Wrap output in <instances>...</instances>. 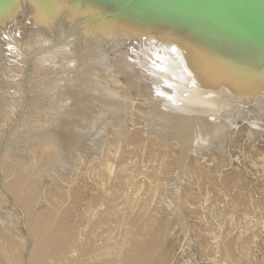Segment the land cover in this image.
<instances>
[{"label": "rangeland", "instance_id": "374dc122", "mask_svg": "<svg viewBox=\"0 0 264 264\" xmlns=\"http://www.w3.org/2000/svg\"><path fill=\"white\" fill-rule=\"evenodd\" d=\"M68 2L0 23V264H264L262 58Z\"/></svg>", "mask_w": 264, "mask_h": 264}, {"label": "water", "instance_id": "95a60500", "mask_svg": "<svg viewBox=\"0 0 264 264\" xmlns=\"http://www.w3.org/2000/svg\"><path fill=\"white\" fill-rule=\"evenodd\" d=\"M6 1L0 0V7ZM100 1L109 6L120 4L119 9L111 7V17L116 18L127 10L129 17L145 25V31H152L151 25L164 27L166 30L160 29L162 33L194 43L212 58L231 62L226 52L235 55L243 51L264 61V0Z\"/></svg>", "mask_w": 264, "mask_h": 264}, {"label": "bare ground", "instance_id": "6f19581e", "mask_svg": "<svg viewBox=\"0 0 264 264\" xmlns=\"http://www.w3.org/2000/svg\"><path fill=\"white\" fill-rule=\"evenodd\" d=\"M33 1V4H35V6H36V8H37V15H36V23H40V25H42L43 24V21L46 19V17H47V13H48V11H50L49 10V8H51L52 6H50V2H52L53 0H32ZM61 1V0H60ZM64 2L66 1V4H67V0H63ZM82 1H84V0H82ZM89 1V0H88ZM16 2H17V0H7L6 2H5V4L2 6V7H0V23L2 22V21H5L6 19H8V17H10V16H12V15H14L15 13H17L18 12V8L16 7ZM69 2H71V3H77V2H80V4H82L83 2H81V1H77V0H74V1H72V0H69ZM68 2V3H69ZM100 2H103V1H100V0H98V1H96V0H90V2L88 3V4H86L87 6H88V8H87V11H88V9H89V12L91 11V9H93V8H95V5H97V4H99ZM84 4V3H83ZM70 5V4H69ZM91 6V7H90ZM119 6H120V4H117V5H114V6H110L109 8H107L105 11H102V12H97V11H95V12H97V13H95V12H93L94 14H91L90 16H88V17H86L85 19H83L82 20V22L81 23H85V22H87V21H90V23L93 25V23L96 25L97 24V30H99L97 33H98V36L99 35H103L104 37H107V36H110V34L112 33V31H114L113 33L114 34H116V35H120L119 33H123L124 32V34H125V32H126V34L127 33H129V34H131V35H129L128 37H126L125 35H123V34H121V35H123V37L124 38H127V39H129V38H132L133 40H138L139 41V38H141V37H143V31L146 29V28H144V26H142V24H140V22H137V21H135L133 18H131V17H129V12L127 11V10H124V12H123V14L122 15H120V16H117L116 18H113V17H111V12H113L112 11V8L111 7H114L115 9H119ZM78 7V6H77ZM80 7V6H79ZM91 8V9H90ZM53 10H54V8H52V12H53ZM99 10H100V8H99ZM78 12V11H77ZM82 12V11H81ZM80 12V13H81ZM45 14H47V15H45ZM75 14V13H74ZM44 15H45V17H44ZM56 15V14H55ZM13 17V16H12ZM54 17V16H53ZM57 17V16H56ZM55 17V18H56ZM43 18H45L44 20H43ZM48 18H50V17H48ZM61 19H63V17H61ZM48 20V19H47ZM133 21L134 22H136V23H133ZM45 22V21H44ZM78 22V21H77ZM48 23V22H47ZM50 23V22H49ZM65 23V22H64ZM63 23V24H64ZM91 24H89L90 26H91ZM1 25V24H0ZM44 25H45V23L42 25V28L44 27ZM46 26V25H45ZM61 26V23H59V27ZM86 26V25H85ZM36 27V26H35ZM39 27V26H38ZM37 27V28H38ZM151 27H154V28H151V29H153L152 31H150V33L153 35V34H155V35H157L158 33H160L161 31H160V29H163V30H166L164 27H161V26H154V25H151ZM42 28H41V30H42ZM99 28V29H98ZM45 29H46V27H45ZM94 30V29H93ZM96 30V31H97ZM147 30H149V29H147ZM42 32H43V30H42ZM48 32V31H47ZM77 32V31H76ZM93 32V31H92ZM44 33H45V31H44ZM43 33V34H44ZM142 33V34H141ZM145 33H147V32H145ZM145 33H144V35H145ZM41 34V33H40ZM45 35V34H44ZM93 35V34H92ZM112 35V34H111ZM147 35V34H146ZM145 35V36H146ZM152 35H151V37H152ZM95 37H96V34L94 35ZM114 36V35H113ZM149 36V35H148ZM94 37V38H95ZM111 37V36H110ZM109 37V38H110ZM150 37V36H149ZM153 37H156V36H153ZM92 38V37H91ZM99 38V37H98ZM101 38V37H100ZM145 38V37H144ZM146 38H147V36H146ZM157 38V37H156ZM69 39H70V37H69ZM141 39H143V38H141ZM100 40V39H99ZM207 40V39H206ZM93 41H94V39H93ZM93 41H91V39L88 41L90 44L93 42ZM97 41V40H96ZM95 41V42H96ZM105 41V40H104ZM148 41H151V40H146V42H148ZM209 40H207V42H208ZM66 42H68V41H66ZM73 42H74V40H73ZM143 42V41H142ZM72 43V42H71ZM70 43V44H71ZM100 43H101V40H100ZM104 43V42H103ZM105 43H106V41H105ZM110 42H109V40L107 41V44H109ZM144 43V42H143ZM142 43V44H143ZM208 43H211L210 41L208 42ZM75 44V43H74ZM99 44V43H98ZM106 44V45H107ZM139 44H141V42L139 41ZM212 44V43H211ZM213 45H215V44H213ZM213 45H211V46H213ZM65 46V45H64ZM67 46V45H66ZM71 46V45H70ZM70 46H68L69 48H70ZM216 46V45H215ZM50 47V46H49ZM71 47H73V46H71ZM93 47H94V44H93ZM95 48V47H94ZM94 48H92L91 50L93 51L94 50ZM60 49V48H59ZM58 49V50H59ZM71 49V48H70ZM69 49V50H70ZM51 50V49H50ZM53 50V49H52ZM61 51H62V49H60ZM90 50V49H89ZM90 50V52H92ZM71 51V50H70ZM237 51V50H236ZM52 52H54L55 53V50L54 51H47L42 57L44 58V56L45 57H49V55L51 56V54H52ZM89 52V53H90ZM238 52H241L242 53V51H238ZM59 53V52H58ZM62 53V52H61ZM202 53V52H201ZM244 53V52H243ZM57 54V53H56ZM55 54V55H56ZM68 54V53H67ZM88 54V53H87ZM206 53H205V51H204V55H205ZM230 54H232V53H230ZM229 54V55H230ZM245 54V53H244ZM243 54V55H244ZM248 54H252V53H248ZM89 55V54H88ZM98 55H100V52L99 53H97V56H96V58L97 57H99ZM202 55H203V53H202ZM204 55L202 56V58L204 57ZM239 56H240V54H238ZM246 55H247V53H246ZM253 55H255V54H253ZM206 56V55H205ZM249 56V55H248ZM39 57V56H38ZM200 57V56H199ZM207 57H211V56H208L207 55ZM234 57H236V56H234ZM255 58L257 57V60H259V56L258 55H255L254 56ZM37 58V57H36ZM41 58V57H40ZM50 58V57H49ZM212 58V57H211ZM255 58H252V59H255ZM243 59V58H242ZM248 59V58H247ZM261 59V58H260ZM42 60V59H41ZM91 60V59H90ZM205 60H206V58H205ZM213 60V59H212ZM237 60V59H236ZM239 60V59H238ZM237 60V61H238ZM241 60V59H240ZM240 60L238 61V63L240 62ZM256 60V59H255ZM254 60V61H255ZM36 61H37V59H36ZM87 61H88V57H87ZM243 61H244V59H243ZM247 61V60H246ZM253 61V62H254ZM43 62V61H42ZM50 62V61H49ZM91 62V61H90ZM205 62V61H204ZM203 62V63H204ZM224 62H225V60H224ZM251 62V61H250ZM250 62L248 63V64H250ZM256 63H258L259 64V62L258 61H255ZM263 62V61H262ZM86 63V62H85ZM87 63H89V62H87ZM203 63H202V65H203ZM209 63V62H208ZM234 63V62H233ZM241 64H242V61L240 62ZM247 63V62H246ZM42 64V63H41ZM211 64V63H210ZM218 64H219V62H218ZM235 64V63H234ZM263 64V63H262ZM87 65V64H86ZM90 65V64H89ZM89 65H87V66H89ZM206 65V64H205ZM204 65V66H205ZM221 65V64H220ZM233 65V64H232ZM243 65V64H242ZM244 65H245V62H244ZM243 65V66H244ZM209 66V65H208ZM250 66V65H249ZM199 67V66H198ZM197 67V68H198ZM210 67V66H209ZM216 67V66H215ZM237 67V66H236ZM241 67V66H240ZM248 67V66H247ZM252 67H254V66H252ZM199 68H201V67H199ZM207 69H209L208 67H206ZM211 68V67H210ZM220 68H222V66H220ZM202 69H203V67H202ZM217 69V68H216ZM245 69V68H244ZM255 69V68H254ZM201 70V69H200ZM199 70V71H200ZM204 70V69H203ZM198 72V69L197 70H194L193 71V73L194 72ZM225 72V71H224ZM211 72H209V74H210ZM205 74V73H204ZM212 74V73H211ZM215 74V73H214ZM201 75V74H200ZM199 75V76H200ZM217 75V74H216ZM222 75V74H221ZM195 76H197V75H195ZM199 76H197V77H199ZM203 76V78H206V76L205 75H202ZM201 76V77H202ZM209 76V75H208ZM207 76V77H208ZM251 76V75H250ZM201 79V78H200ZM218 79V78H217ZM260 79H261V77H260ZM198 80V79H197ZM196 80V81H197ZM262 80H264V79H262ZM261 80V81H262ZM199 81V80H198ZM219 81V80H218ZM217 81V82H218ZM200 83V82H199ZM209 83V82H208ZM259 83V82H258ZM258 85V84H257ZM254 86V85H253ZM218 89V88H217ZM244 89V88H243ZM216 90V89H215ZM222 91V90H221ZM214 93H216V92H214ZM218 94V93H217ZM217 96V95H216ZM215 96V97H216ZM251 97V96H250ZM234 98V97H233ZM252 98V97H251ZM223 100V99H222ZM235 104V103H234ZM226 106V105H225ZM237 107V106H236ZM227 108V107H226ZM227 110V109H226ZM160 250H161V248H160ZM122 259H124V257L122 258ZM121 259V260H122ZM107 262V261H106ZM109 262V261H108ZM123 262L124 261H122V264H123ZM103 263V262H102ZM112 263V262H111ZM116 263V262H115ZM106 264V263H105ZM108 264V263H107ZM117 264V263H116ZM118 264H119V262H118Z\"/></svg>", "mask_w": 264, "mask_h": 264}]
</instances>
